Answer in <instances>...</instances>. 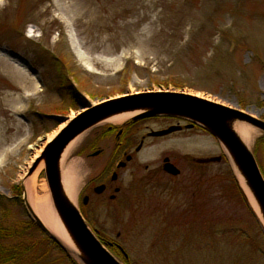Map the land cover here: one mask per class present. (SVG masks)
<instances>
[{"label": "rangeland", "instance_id": "1", "mask_svg": "<svg viewBox=\"0 0 264 264\" xmlns=\"http://www.w3.org/2000/svg\"><path fill=\"white\" fill-rule=\"evenodd\" d=\"M41 47L63 62L60 76L80 96L58 91L53 60L39 54ZM159 90L191 93L264 120V0H0L1 226L32 220L41 227L25 185L40 162L38 186L46 182L44 194L58 213L43 152L65 118L89 103ZM148 118L137 126L166 125ZM126 121L91 127L59 163L60 174L62 165L75 163L79 195L112 155L117 162L130 155L116 174V163L110 169L112 187L90 203L94 213L80 209L89 228L119 245L128 264H264L261 221L235 192L218 141L191 130L146 138L140 151L138 141L119 150L112 138L89 145L106 126ZM246 123L264 169V143L257 149L264 132ZM165 159L178 174L164 170ZM43 230L78 255L44 224Z\"/></svg>", "mask_w": 264, "mask_h": 264}, {"label": "water", "instance_id": "2", "mask_svg": "<svg viewBox=\"0 0 264 264\" xmlns=\"http://www.w3.org/2000/svg\"><path fill=\"white\" fill-rule=\"evenodd\" d=\"M136 109H145L146 111L134 119L160 113L183 114L192 117L207 127L225 145L234 160L235 168L244 176L247 187L260 207L264 227L263 174L252 152L242 144L227 124L229 120L241 119L264 130V121L239 109L227 107L191 94L172 91L137 93L89 107L69 123L46 147L43 153L46 160V174L56 209L69 233L89 260H87L88 262L85 259V262L82 260L83 264H120V262L96 238L77 208L64 195L59 169L61 154L64 147L75 136L100 119L117 112ZM176 128L172 126L169 129L155 132L154 135L166 134ZM164 169L172 174L179 173V170L168 162L165 164Z\"/></svg>", "mask_w": 264, "mask_h": 264}, {"label": "bare ground", "instance_id": "3", "mask_svg": "<svg viewBox=\"0 0 264 264\" xmlns=\"http://www.w3.org/2000/svg\"><path fill=\"white\" fill-rule=\"evenodd\" d=\"M72 48L75 51L78 59L82 62V64L86 65V63H84L83 61L84 60L82 58L83 56L79 54L75 46H72ZM89 105L91 104L89 103ZM143 111H145V109L121 111V112H117V113L108 115L107 117L100 119L99 121H97L96 123L88 127L85 131L75 136L64 147L63 152L61 154V158H65L67 155L71 154L74 147L78 144V142L84 136L86 131H89L91 127L100 125V124H105L108 122L116 123V122L126 121L127 119L132 118V116H135ZM246 122L237 120V119H232V120H229L227 124L232 129V131L235 133L237 138L242 142V144L246 146V148L251 150L250 145H251L254 131ZM222 146L224 147L223 149L225 151L224 153H226L227 157L230 159V164L233 165L235 168V163H234L233 158L226 151L227 149L225 145H222ZM61 158H60V162H61ZM41 165H43L42 162H40L37 169L34 170L32 174L28 176L26 184H25L26 193L29 198V201L31 202L32 209L35 212V214L39 217V219L43 222V224L52 233L56 234L65 244V246H67L69 249H74V251L78 253V255L74 254V256L80 262H83L84 259L85 261H87L88 259L86 258L85 254L81 251V249L79 248V246L73 239L72 235L69 233V230L66 227L65 223L63 222L62 218H60V216L54 209L52 203L49 200V196L47 194H44V191L46 192L47 187H48L46 182L43 181V183L38 186V176L37 175L40 172ZM66 165L67 164H64L61 166V181H62L63 193L69 199L70 202L76 204L77 195H78V186H77V180L75 176V166L76 165L75 163H69L67 166ZM235 172H236V176L238 177L241 186L245 189L246 193L248 194L254 206L255 212L262 219L260 207L257 201L255 200L254 196L252 195L251 191L247 187L244 176L236 168H235ZM38 187L41 188V191L43 192V194L42 193L39 194V192L37 191Z\"/></svg>", "mask_w": 264, "mask_h": 264}, {"label": "trees", "instance_id": "4", "mask_svg": "<svg viewBox=\"0 0 264 264\" xmlns=\"http://www.w3.org/2000/svg\"><path fill=\"white\" fill-rule=\"evenodd\" d=\"M222 160L228 164L225 156H222ZM232 181L235 192L240 194L245 202L246 199L234 177ZM26 235L28 238H25ZM112 250L128 264V260L117 248L113 247ZM54 251L63 254L67 264H77L54 237L46 234L33 221L14 227H11V224L0 226V264H61L62 260L55 257Z\"/></svg>", "mask_w": 264, "mask_h": 264}, {"label": "flooded vegetation", "instance_id": "5", "mask_svg": "<svg viewBox=\"0 0 264 264\" xmlns=\"http://www.w3.org/2000/svg\"><path fill=\"white\" fill-rule=\"evenodd\" d=\"M148 119H151V118H148ZM156 119L162 120V122L166 124L156 129H162V128L168 127L170 125H175V124L183 127L182 130H179L175 132L174 134H179V133H184L185 131L200 129V127L196 123H193V121L187 119L186 117H182V116H161V117H156ZM138 124L139 123L135 121L133 123H128V124H125L119 127L107 126L106 129L102 130V132L100 133V136L98 138H95L94 142H91L90 146L94 148L93 146H96V145L98 146L99 144L95 142L104 140V139L110 140L112 138L114 141V148H117L116 150H119L125 144L132 143L131 145H133V143L137 139L140 140L139 141L140 144L141 143L144 144L146 138H158V137H150L149 135V132L152 131L154 128H151L149 125H144V127L139 128L137 126ZM191 124H193V126L191 128H188L187 126ZM142 130L145 132H143ZM123 155H124V160L120 159L118 162L116 161L117 158L115 157V155H112L109 159L110 162L107 165L99 169L94 176L92 175L89 177L87 187H85L82 191L83 193L81 192L78 196V204L82 206L80 207V209H83L86 213L91 214V215L92 213H94L96 209L95 207L91 206L90 203L92 204L96 202L95 196H98L99 198H101L102 196L105 197V193L110 192L109 189L112 187L111 185L112 182L110 183L111 178L109 177V171L110 169L113 168L115 163H116V170H114V174L117 173L118 171L117 169H119V167L127 165V163L125 162L128 156L130 155H128V153L126 152H124ZM98 186H101L102 189L96 190Z\"/></svg>", "mask_w": 264, "mask_h": 264}]
</instances>
